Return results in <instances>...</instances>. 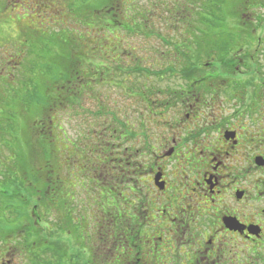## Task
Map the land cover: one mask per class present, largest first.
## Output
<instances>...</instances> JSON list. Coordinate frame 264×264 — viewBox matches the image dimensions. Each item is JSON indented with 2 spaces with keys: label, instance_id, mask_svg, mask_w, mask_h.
Wrapping results in <instances>:
<instances>
[{
  "label": "flooded vegetation",
  "instance_id": "flooded-vegetation-1",
  "mask_svg": "<svg viewBox=\"0 0 264 264\" xmlns=\"http://www.w3.org/2000/svg\"><path fill=\"white\" fill-rule=\"evenodd\" d=\"M201 1L159 17L165 30L196 35L190 62L160 51L174 73L153 71V51L133 57L142 50L121 37L106 48L104 80L69 86L66 118L49 119L65 124L69 189L61 204L44 201L51 220L39 248L24 229L42 218L39 198L23 197L22 74L0 73V264H264V14L241 1L216 18ZM130 26L147 36L156 22ZM138 60L145 68L131 66Z\"/></svg>",
  "mask_w": 264,
  "mask_h": 264
},
{
  "label": "trees",
  "instance_id": "trees-1",
  "mask_svg": "<svg viewBox=\"0 0 264 264\" xmlns=\"http://www.w3.org/2000/svg\"><path fill=\"white\" fill-rule=\"evenodd\" d=\"M42 1L43 2L49 1L51 3V0H42ZM99 1L102 2V4L99 3ZM127 1L128 0H123V3ZM134 1L135 0H131V3L133 4ZM237 1L238 0H203V4L200 6H202L203 11H206L210 16L212 17L215 16L216 18L218 17L224 19L226 16L230 14L229 12L234 10L233 8H231L232 6L234 5L238 6L243 3V2L241 3V1L240 3H237ZM242 1H245L247 10L257 9L259 6L264 8V0H242ZM96 2H97L96 3L97 8H99L100 13L103 14L101 19H103L102 22L104 23V26H106V28L94 27L96 30L99 31L98 32L99 36L102 35L101 38H97L95 44L91 42L90 40L91 37L89 38L88 34L85 35V38L83 39L84 42L82 41L83 42L82 44L81 43L77 44L74 41L73 42L68 41L64 43V45L61 44L64 48L62 49V51H64V57L60 58L58 56H53L45 53L44 63H42L40 69H39V64L36 63V61H32V63L28 64L26 60H29L33 57L27 53L28 51L24 53L25 51L20 50L21 45L25 46L23 44L15 47L11 53H7L6 55L3 54L0 55V62L6 60L9 61L12 60L13 58L19 61L15 65H13L12 68L18 67V65H20L17 68V70H15L14 75L15 76L18 75L21 77L22 74V106L24 108V106L27 105L29 99H31L30 102H32L33 105L30 106L29 113L33 111V109L36 110L40 109V111L43 110L44 112L46 111L45 112L46 114L38 117L40 119H43L44 121L45 119L49 118V113L53 112V110H55L56 108L58 109L64 108L65 97L67 94V90L70 88L69 87L70 85H74L75 87H78L82 85L85 80L88 81L89 85H94V83L89 82L90 79L91 80L95 79L99 83V81H101L102 79L104 80L106 78L105 75L108 72V69H112V61L111 59H109L111 55L106 51V48H108L110 44L114 43V38H115V37L113 38L112 43L108 39L105 40L104 35L106 33L108 35H113L112 34L113 30H115L114 32H116V30L118 29L117 30L118 32L120 30H123L121 27H124L125 32L128 34V35L126 34L127 36L131 37L137 34L139 36L140 34L141 36H143V32L146 30V28H142V26L141 27L135 26L134 29H131L130 26L131 22L146 23L149 21H154L156 18L154 14L162 10L161 7H156L155 9H153V6H155V4H153L151 6L152 8L146 7V10H140L139 8H134L133 10L131 9V11L128 12L125 10V8L123 9L121 8L122 0H115V2H113L112 0H97ZM67 10L70 14L74 13L68 9V6H67ZM127 13H130L129 16H131V19H129ZM126 20H129V22H123ZM187 21H192L191 17L189 19L184 20V22ZM200 21H203V17L200 18ZM51 23H49V25ZM96 24L99 23L96 22ZM172 30L176 33V37L178 38L174 40H169L172 48V52L177 54L179 51V53H181L180 55H183L182 57L185 60H188V62L192 61L191 60L192 56L190 54L192 52V48H191L192 46L189 42H193V39L196 36L194 30L187 26L183 29L173 28ZM43 31H46V35L45 38L40 39L41 46H39L40 44L37 46V48H39L38 49L39 52H42V50L44 49L42 45L43 43L49 42L47 44L50 46L52 39H54V35H61L62 37L65 38L66 33L64 32L67 30L61 28L57 32V30H55L52 25V26H45L44 28L41 29V32ZM103 31H105L106 33H102ZM146 37H148V34ZM43 39L44 41H42ZM162 42L167 45L165 41ZM100 47L103 48V51L100 50ZM181 49L182 52L180 51ZM105 54H109V55H105ZM104 55L105 58H108L106 60V63L105 61L103 62L101 61L99 63L95 62L94 58H98L99 56L103 58ZM40 60H43V57L40 58ZM8 65L10 66V63H8ZM5 67H6L5 65L1 66L0 64V73H10V70L7 71L4 70ZM34 69L39 70L38 72L39 74L36 77L33 76L32 71ZM185 69L187 68L185 67ZM122 74L124 75L123 77H125V73ZM14 79L16 80V77ZM35 79L38 80L37 88H34ZM97 82H95V84ZM15 87L16 86L14 85V88ZM16 93L17 92L14 89L12 91V97H9L10 100L12 101V102L11 101L7 102V106L9 108H12L11 105H15ZM72 93L77 94L78 90L72 89ZM8 95L10 96V91H8ZM43 96L46 97L48 106L41 108L40 98H43ZM55 104L56 106L54 107ZM35 113L37 112H34V116ZM23 117H25L24 114ZM31 129L37 133L38 143L40 144L41 142L40 146L43 144L44 141H46V143H50V141L48 140L50 138L49 133L43 132V130L39 128L35 129L31 127ZM31 135L27 136L26 134L27 139L30 141L34 139V137L36 136V135L35 136L33 135L31 136ZM25 146L28 149L29 160L27 161L25 158H23L22 162H20L21 164L20 169L23 172V197L25 200H33V198H39L40 202L37 204L38 215L41 218L44 216L47 217L49 215L50 206L44 201L47 200L48 197H51L54 194L55 198L59 200V204H61L63 200L66 198L68 193V189H69L68 179L67 177H62V178L60 176L59 178L55 177V174L58 175L59 173L58 171L55 170V163L56 161L59 162L56 156L58 155L57 154L58 151L52 152L54 153L53 155L55 156H48L46 150L44 151L42 148H39L38 150H35V152H32V156H30V151H29L30 142L26 141ZM34 149L35 148H33V150ZM39 151H42V153H39ZM52 157H56L57 159ZM34 158L37 160L39 159V161L37 162H40L35 167L34 165L31 164L32 163L31 160ZM29 205L30 204H27V202H25V213L27 214H28L27 208H29ZM31 220L29 218L24 220L25 232L26 231L30 232V230L34 231V233H31L32 240L27 244V246L28 245L36 246L38 248L41 246H47L49 232L46 226L43 227L41 222L39 227H37L34 224L33 220L32 221ZM35 231H38V233H35ZM33 237H35V239H33ZM42 255L45 256L46 253L42 252ZM62 256L63 259L64 255ZM62 259H59V261H63ZM45 260H47V258H45Z\"/></svg>",
  "mask_w": 264,
  "mask_h": 264
},
{
  "label": "rangeland",
  "instance_id": "rangeland-1",
  "mask_svg": "<svg viewBox=\"0 0 264 264\" xmlns=\"http://www.w3.org/2000/svg\"><path fill=\"white\" fill-rule=\"evenodd\" d=\"M96 1L95 0H67V1L51 0V3H50L49 1L43 2L42 0H0V55L2 54L6 55L7 53H11L15 47L23 44L25 46L21 45L20 50L25 51L24 53L28 51L27 53L33 57L29 60H26L28 64L32 63V61H36V63L39 64V69H40L42 63H44L45 53L49 55H53V56H58L60 58L64 57V51H62V49L64 48L61 44L64 45V43L68 41L70 42L74 41L77 44L79 43L82 44L84 42L83 39L85 38L86 34H88L89 38L91 37L90 38L91 42L95 44V42L97 41V38H101L102 35L99 36L98 34L99 31L96 30L94 27L106 28V26H104V23L102 22L103 19H101L103 14H101L99 8H97ZM112 1L115 2V0H112ZM190 1L191 0H135L132 4L131 0H128L127 2H124V3L122 0L121 8L122 9L125 8V10L128 12H130L131 9L133 10L134 8H139L140 10H146V7H151L153 5L152 3H155V7H153V9H155L156 7H160L161 4H165L163 10L156 12L157 16L154 20L156 22V28H153L151 30L152 35L149 36L148 34V37L139 36V35L130 37L126 35L125 30H120L117 32L118 29L116 30V32H114L115 30H113V33H112L113 35H108L105 31H103L102 33H106L104 35L105 40L108 39L111 43L114 37L116 39L121 38V37L129 38L127 40V43L130 45V48L128 49L130 51H135L136 49L132 50L134 49L133 46L134 44L136 45L138 44L142 51L141 53H138L140 51H138L137 53L134 52L135 54L133 57H136V56L139 57L141 56L140 54L149 55V52L153 51L151 53V56L154 55L153 59H155L154 65L156 67L155 68L153 67L152 70L155 72L156 71L161 72L162 69H170L171 72L169 71L168 73H174L177 67L167 62V59L165 57H170L169 55L161 59L160 51L161 50L169 51L171 49L169 40H174L178 38L176 37V33L172 29L165 30L164 23L160 25L161 21H159V17L160 16L166 17L163 15V13L171 11V9H173V6H177V8H180L181 6L186 7L187 3ZM240 1L242 0H238L237 3H240ZM99 3L102 4V2L100 1ZM200 4H203V0L200 2ZM67 6L69 10L74 12L73 14H70L68 12ZM191 6L192 5H190L189 7ZM259 7L257 9L247 10L246 12L247 14L249 13L264 14V9H262V7L260 8ZM231 8L235 9L237 8V6L234 5ZM199 11H201V8L199 5H196L193 13H197ZM129 15L130 13H127V16L129 17V19H131V16ZM253 17L254 16H249V21L255 22L256 19ZM196 19L197 17H193V21ZM96 22H98L99 24H96ZM123 22H129V20H126ZM49 23L51 24L49 25ZM52 25L54 29L57 30V32L61 28H64L65 30H67L64 32L66 33V37L64 38L61 35H54V39H52L50 46L47 44L49 42L43 43L42 45L44 49L42 50V52H39L38 51L39 48H37V46L40 44V39L45 38V35H46V31L41 32V29L44 28L45 26H52ZM147 31L149 33L150 30H147ZM161 38H163L164 40L166 39L165 42L167 43L168 46L160 40ZM42 41H44V39ZM39 46H41V44ZM34 49H36L37 51ZM105 55H109V54H105ZM105 55L103 56V58L101 56H99L98 58H94L95 62L99 63L101 61L102 62L105 61L106 63V60L108 58H105ZM42 57H43V60H40V58ZM110 58L112 57H109V59ZM141 61L142 60H138L137 62L133 63L131 66L136 64L141 69L145 68L144 65H146L147 63L146 64L140 63ZM17 62L19 61L13 58L12 60H9V61L7 60L1 61L0 64L1 66L2 65L6 66L4 70L6 71L10 70V73H15V70H17V68L20 65H18V67H15V68L14 67L12 68V66L15 65ZM8 63H10V66L8 65ZM121 67H123V65H121ZM32 72H33L34 77H36L39 74L38 69H34ZM116 79H118V81L120 82L124 78L122 77L120 73H118V77ZM34 82H35L34 88H37L38 80L35 79ZM56 90H57V87H56ZM30 101L31 99H29V101L27 102V105H25L24 108L22 105H20L21 107L20 111L22 112V117H19L18 119V122L22 123L23 125V137H22L23 142L21 144L20 143L21 139L19 138V143H18V145H23V156H24L23 158H25L27 161L29 160L28 149L25 146L26 141L30 142V147H29L30 156H32V152H35V150H38L39 148H42L44 151L46 150L48 156H55L53 155L54 153L52 152L58 151L57 153L58 155L56 156L59 162L56 161L55 170L58 171L59 173L58 175L55 174V177L56 178H59V176L61 178L66 177L65 170H66V166L68 165V163L66 161V151H65V141H66L65 124H64V121L61 120L59 122H54V124L52 123L51 126L49 127V119L55 116H56L55 121L61 119V117L66 118L65 113L67 109L65 108V106L63 109L56 108L55 110H53V112L49 113V118L45 119L44 121L43 119H40L38 117L46 114L45 113L46 111L44 112L43 110L40 111V109L39 110L33 109V111L29 113L30 106L33 105V103ZM40 105H41V108L48 106L45 96H43V98H40ZM55 106L56 104L54 105V107ZM34 112H37L35 113V116H34ZM77 113L79 114V111L76 109L75 114ZM23 114L25 117H23ZM13 118L15 119V117ZM75 119L76 118L73 119V122L75 121ZM31 127L35 129L39 128V129H42L43 132L50 133V136H49L50 138L48 139L50 143H46V141H44L43 144L40 146L41 142L40 144L38 143V135L35 131L31 129ZM26 134L27 136L31 134L33 136L35 135L36 136L34 137V139L30 141L27 139ZM24 136H25V139H24ZM70 137L73 141H75L74 134H72V136ZM33 148L35 149L33 150ZM7 150H8V147H5L4 149L1 150V152H3L2 154L3 157H7L9 155ZM39 153H42V151H39ZM21 155L22 153L20 154V156ZM52 158L57 159L56 157H52ZM76 160L77 159L74 156V161ZM31 161H32L31 164L34 165V167L40 163V162H37L39 161V159L37 160L35 158L32 159ZM77 181H79V179ZM73 183L76 184L77 182L73 181ZM82 192L79 191L80 195L78 194L77 197L83 198L85 194ZM54 215L56 214L54 213ZM54 219L55 217L52 216V220ZM50 220L51 218L49 215L47 217L45 216L42 217L43 227H45L46 224H49ZM107 256H108L107 254L104 255V261ZM14 259H15L14 261L17 264H20L19 263L21 261L20 257L16 256Z\"/></svg>",
  "mask_w": 264,
  "mask_h": 264
}]
</instances>
